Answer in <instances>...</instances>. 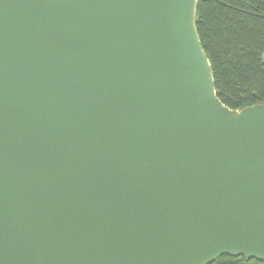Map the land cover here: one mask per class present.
Segmentation results:
<instances>
[{"label":"water","instance_id":"obj_1","mask_svg":"<svg viewBox=\"0 0 264 264\" xmlns=\"http://www.w3.org/2000/svg\"><path fill=\"white\" fill-rule=\"evenodd\" d=\"M197 3L0 0V264L264 263V105Z\"/></svg>","mask_w":264,"mask_h":264},{"label":"trees","instance_id":"obj_2","mask_svg":"<svg viewBox=\"0 0 264 264\" xmlns=\"http://www.w3.org/2000/svg\"><path fill=\"white\" fill-rule=\"evenodd\" d=\"M195 24L221 103L264 105V0H198ZM212 264L264 263L221 257Z\"/></svg>","mask_w":264,"mask_h":264}]
</instances>
